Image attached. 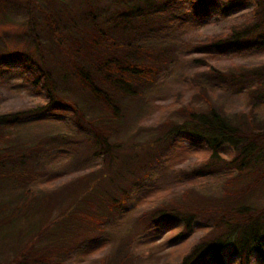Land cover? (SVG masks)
Returning <instances> with one entry per match:
<instances>
[{"label": "trees", "instance_id": "obj_1", "mask_svg": "<svg viewBox=\"0 0 264 264\" xmlns=\"http://www.w3.org/2000/svg\"><path fill=\"white\" fill-rule=\"evenodd\" d=\"M21 10L23 31L0 35V105L14 69L44 102L0 109V264H74L83 246L119 237L114 222L151 184L166 194L141 217L147 229L207 231L176 264H264V58L246 59L264 47V0H24ZM214 11L234 15L227 31L184 40ZM180 62L194 69L193 93L138 146L135 108ZM242 92L238 111L218 101ZM47 114L68 117L92 165L39 189L48 148L71 142L25 130ZM183 142L207 154L167 168ZM124 238L102 264H132L135 237Z\"/></svg>", "mask_w": 264, "mask_h": 264}, {"label": "rangeland", "instance_id": "obj_2", "mask_svg": "<svg viewBox=\"0 0 264 264\" xmlns=\"http://www.w3.org/2000/svg\"><path fill=\"white\" fill-rule=\"evenodd\" d=\"M7 2L6 11L9 12L10 19L0 18V35L7 33H20L23 31L24 0H3ZM251 5L245 7V11H249ZM21 12V14L19 13ZM234 15L226 19L220 18L216 11L211 17L205 21L191 22L185 32L183 38L186 41L193 42L195 39H203L210 35H215L227 31L231 25ZM15 52L22 50L21 46L14 43L7 46ZM13 47H16L14 49ZM260 52L250 55L249 61H259L264 58V47L260 48ZM243 58V57H242ZM237 58L235 61H241ZM230 61L223 60L220 64H227ZM194 69L185 66L180 62L168 70L161 77L159 83L155 85L149 92L147 101L135 108L136 114L132 115V122L139 131L132 137V141L138 146L143 145L144 141L154 135L150 127L164 121L168 115L173 114L174 108L180 106L184 100H188L190 94L193 93L190 87V78ZM7 94L5 100L0 105L3 111H17L24 106L36 105L44 102V99L29 93V89L23 83V77L15 69L10 72L7 77ZM218 101H222L230 111H238L245 108L249 101V96L242 92L234 95L218 93ZM264 108V106H263ZM27 121L24 128L34 135L35 130L39 131L41 136L58 135L68 136L71 142L62 144L61 149L56 147L48 148L50 152L45 157V169L48 174L47 178L36 183L39 189H50L63 181L65 177L86 162L85 167L92 165V160L81 152L82 137L75 131L74 126L68 121L65 115L57 116L47 114L38 117L40 122ZM41 131V132H40ZM150 139V140H151ZM207 154V150L203 147L197 148L186 142L180 143L170 157V164L167 168L179 167L181 165L191 164L195 160L202 159ZM225 156L230 158L231 154L225 152ZM207 187H211L213 183H205ZM166 189L162 185L151 184L144 191L137 193L128 210L120 214L114 225H117L119 237L116 234L101 238L93 244L83 246L74 256V264H102L103 258L106 256H114V253L122 246V242H127L124 237L134 236L130 252L133 254L132 264H176L180 256L187 252L190 247L198 242L202 235L207 232L202 226H199L191 234L186 237H177L182 231V226H173L171 229L161 228L158 230H149L146 223L141 217L148 211L155 208L164 198ZM19 227V226H18ZM183 234V233H182ZM127 248V247H126Z\"/></svg>", "mask_w": 264, "mask_h": 264}]
</instances>
